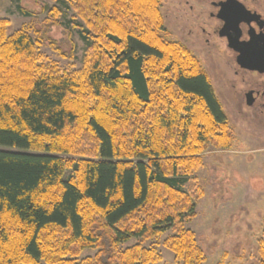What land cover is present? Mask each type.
<instances>
[{
  "label": "trees",
  "instance_id": "1",
  "mask_svg": "<svg viewBox=\"0 0 264 264\" xmlns=\"http://www.w3.org/2000/svg\"><path fill=\"white\" fill-rule=\"evenodd\" d=\"M54 1L45 31L0 17V264H157L146 243L166 234L179 264H204L186 184L233 139L208 74L164 0ZM64 9L85 43L73 72L40 51Z\"/></svg>",
  "mask_w": 264,
  "mask_h": 264
},
{
  "label": "rangeland",
  "instance_id": "2",
  "mask_svg": "<svg viewBox=\"0 0 264 264\" xmlns=\"http://www.w3.org/2000/svg\"><path fill=\"white\" fill-rule=\"evenodd\" d=\"M55 4L54 0H0V17L10 19L9 34L23 24L45 31L48 6ZM198 7L190 9L185 0H164L162 12L171 39L179 42L187 39L184 43L191 48V54L200 61L218 92L217 86L221 87L216 75L218 63L212 47L205 43L209 36L201 37L197 45L190 39L193 36L189 31L201 30L199 25L205 21L204 14L200 19ZM64 10L61 25L51 27L47 32L49 39L40 51L57 62L62 70L73 72L83 67L85 43L68 24L74 11ZM226 109L233 139L227 149L209 147L204 153L202 167L189 176L186 188L198 185L203 195L197 200L196 218L187 226L196 233L205 254L204 264H258L264 229V132L249 124L243 113L237 114L238 118L231 106ZM166 237L167 234L150 240L146 246H155L161 252L162 260L157 264H179L175 254L164 246ZM95 253L88 250L83 257Z\"/></svg>",
  "mask_w": 264,
  "mask_h": 264
},
{
  "label": "flooded vegetation",
  "instance_id": "3",
  "mask_svg": "<svg viewBox=\"0 0 264 264\" xmlns=\"http://www.w3.org/2000/svg\"><path fill=\"white\" fill-rule=\"evenodd\" d=\"M194 1L185 3L190 9L199 5L198 14L205 15L200 19L208 23L200 24L196 33L189 31L190 39L196 44L209 36L205 43L212 47L218 63L221 87L215 92L220 103L226 111L231 106L235 117L243 113L249 124L264 132V0ZM184 40L180 43L191 53Z\"/></svg>",
  "mask_w": 264,
  "mask_h": 264
}]
</instances>
